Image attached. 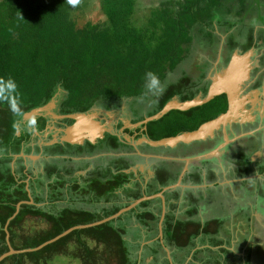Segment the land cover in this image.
<instances>
[{
  "label": "trees",
  "instance_id": "16d2710c",
  "mask_svg": "<svg viewBox=\"0 0 264 264\" xmlns=\"http://www.w3.org/2000/svg\"><path fill=\"white\" fill-rule=\"evenodd\" d=\"M229 1L164 0L153 8L142 28L132 21L136 0H97L104 21H87L81 27L73 14L83 10L88 0L0 1V257L9 250L7 233L13 250L36 249L68 229L99 222L144 196L160 193L180 177L185 163L179 159L213 148L215 140L154 147L144 139L157 142L198 130L227 112L224 94L188 111H170L149 122L144 131V126L126 131L128 136L137 135V148L112 133L94 144L49 145L58 134L49 132L45 134L47 145L41 148L44 158L37 164L41 167L38 174L33 169L26 171L24 159L18 158L40 152L34 132L42 131L46 122L41 116L34 120L25 116L52 101L60 115L86 114L95 107L119 112L124 101L132 124H136L173 100L204 99L212 85L208 72L219 46L218 28L223 27L221 35L228 34L223 68L235 52L244 54L254 47V28L249 29L244 45L229 34L236 22L229 20ZM238 3L241 11L237 16L247 2ZM201 39L213 54H197L192 62L198 72L184 71L170 82L169 75L190 52L192 58L199 52L194 43ZM200 57L205 60L203 67L197 64ZM147 71L157 73L164 85L159 96L145 93ZM58 94L61 97L56 102ZM145 97H149L147 104L141 102ZM64 122L70 126L74 120ZM136 152L178 159L145 160ZM103 153L108 155L74 162ZM238 161L245 168L237 177H249L247 157ZM146 163L149 170L142 172L140 167ZM192 164L183 177L185 185L201 184L203 171H211L206 165L209 162ZM207 180L214 181V175L208 174ZM188 194L184 192L185 198L179 202L182 190L164 192L163 244L158 239L161 200L153 199L108 223L76 230L40 250L9 256L0 264H52L58 257L76 259L80 264H170L165 249L173 264H252L247 238L231 250L232 230L223 228L225 221L217 218L216 222H199L198 199L189 194L187 201ZM30 199L33 204L21 205L16 214V206Z\"/></svg>",
  "mask_w": 264,
  "mask_h": 264
},
{
  "label": "flooded vegetation",
  "instance_id": "af4514ba",
  "mask_svg": "<svg viewBox=\"0 0 264 264\" xmlns=\"http://www.w3.org/2000/svg\"><path fill=\"white\" fill-rule=\"evenodd\" d=\"M241 25H245V24H241ZM234 27L230 30L229 34L232 35L234 34V38L241 44L243 39H246L244 38V31H242L243 30L242 28L236 27L235 32H232ZM256 29L258 28H254V37H253L254 47H255L254 49L256 48L257 49L262 48V49L259 51V54L257 55L254 53L253 56L254 62L250 69L251 70L250 78L242 87L243 91L242 90L241 91L243 92V94L257 91L259 93L258 99H260V103L257 102L247 103L246 108L251 110L248 114L250 115V117L248 116L249 118L243 116L241 118H236L235 120H233L231 124H229L230 126H227L228 130L217 131L214 133L213 136L201 140V141L215 140V145L213 146V148L202 154L208 153L214 149H219L220 144L224 142L225 138L230 141L229 143L226 144L225 147L219 149L218 155L220 156L211 158L209 160L199 161V162H209V164H211V166L209 164L206 165H208L209 169L215 172L214 174L217 176L215 183L219 188L218 189V191L220 192L219 197L223 198L225 202L223 203L224 205L228 204V208H226L227 206L225 207L222 205L223 207L221 208L220 206V209L221 210L223 209V211H225L227 214L224 213L223 211L216 215L209 214L211 211H213V207L214 210H215V206L216 208L218 207V204L215 203L205 204L204 201H200L197 203L198 218L200 219V221H202L205 218L204 221H202V224L209 222L210 220L215 221V218H217L219 219V221H225L223 228L227 229L228 231L232 230L231 233L229 232L232 237V244H231L232 247L230 248L231 250H236V248L238 247L237 243L240 244V241H242L243 238H247V245H251L252 252L255 249V247L257 250L262 249V247H264L259 243V239L261 240L264 239V228L261 225V222H264V173L260 174L261 170L264 171V117L262 118L260 116L261 115L260 110H264V95H263L264 93V28H261L263 29V35L261 36L258 35L257 32H255ZM257 31H259V29ZM217 34L220 38L222 36V39L219 42L215 60L212 62V66L209 69V75H213L214 72L220 71L219 68L223 67L224 57L226 54L225 42H226V38L228 37L227 36L228 34L221 35L219 32H217ZM258 38H261V40H259ZM245 89L247 90V92H244ZM56 97L57 98H55V101L57 102L58 97H61V95L58 94L56 95ZM119 109H120L119 112L117 111L107 112L104 109L97 107L90 110L91 115H94L95 121L98 122L101 126H106L108 128L107 131L102 133V136L100 138L99 137L96 138L95 143H97L99 140L104 139L105 134L112 133L114 134V136L118 137V139L121 142L129 144L131 146L134 144L135 142L134 140L137 135L133 134V136H128L126 134V131L133 132L136 129L130 127V125H134V124H132L131 122L132 115L131 112L128 110V105L126 104V102L123 101ZM50 112L52 114H55L54 116L57 117L63 116L65 118L64 119L54 118V116L48 115L47 111H44L39 114V116L42 117L41 119H44L46 122L45 128L42 131H40L39 133L34 132V139L38 140V146L40 147V152L38 153V155H35L36 158L34 160L30 158H22L24 159L26 171L28 169H33L32 171L34 174H38L41 170L40 169L41 167L37 166V164L44 158L43 157L44 151L43 150L41 151V148L47 145L46 143L48 137L45 136V134L49 132H56L58 133L56 137L57 138L56 142H62L61 136L63 135V130H66L69 127L68 124L65 123L64 121L71 119L66 117L72 116L69 114L60 115V109L58 110L56 104L54 109H51ZM47 118H49L50 120H48ZM89 140L86 139L83 140V143L80 146L85 145V143L89 142ZM56 142L49 145H54L56 144ZM89 143L91 144V142ZM31 146H34V144L32 143ZM136 154L138 155V152H136ZM21 155L24 154L18 155V158ZM107 155L108 154L103 153L101 155H96L93 157H80L73 159L74 162H80L82 160L85 162H90L91 160L104 158ZM243 157H247V159L249 160L248 165L250 168L248 166L246 168H247V173L249 172L250 176L245 178H238L237 176L242 174L245 168L239 166L240 163L238 161L239 158H243ZM215 158L218 160H214ZM48 159L49 158L47 157L45 160ZM144 159L149 160L150 158L144 157ZM192 165L193 164L191 163L188 167L190 168ZM237 166H239V168H237ZM140 170L142 172L148 171L149 170L148 163H146L144 166H141ZM204 173L205 171H203L202 176ZM190 188L191 186L188 185H186L185 188L182 183L179 187L175 188L182 190V197L180 198L179 202L183 201V199L185 198L184 192L187 191L188 194ZM175 189H171V190H175ZM249 193L251 194L250 195L251 197L249 196ZM186 196L188 201L189 194ZM211 196L212 195L209 194V197ZM205 206L208 207L205 209ZM222 214L224 215V217L221 216ZM259 215L261 216V222H259L258 220ZM239 226H241L243 232L241 231L240 228H238Z\"/></svg>",
  "mask_w": 264,
  "mask_h": 264
},
{
  "label": "water",
  "instance_id": "95a60500",
  "mask_svg": "<svg viewBox=\"0 0 264 264\" xmlns=\"http://www.w3.org/2000/svg\"><path fill=\"white\" fill-rule=\"evenodd\" d=\"M251 55H252V49H250L249 51H247L246 53H244L242 55L235 52L232 55L228 65L226 67H224L221 71L217 72L215 75L211 76L212 85L208 91L207 96L204 99L196 98L192 101L184 102V103H180L177 100H173V101L169 102L168 104H166L165 107L156 115L149 117V118H146L142 122L136 123L134 125H130V127L139 128L141 126H144L143 130H146V125L149 122L161 119L164 115H166L170 111H173V110L182 111V112L188 111L194 107L202 106V105L210 102L211 100H213L215 97L224 94L227 97L228 109H227V112L225 114L219 116L217 119L203 124L202 126L199 127L198 130L191 132V133H185V134H182V135L177 136V137H173V138H169V139H165V140H161V141H157V142H151V141H147L144 139V142H146L149 145L154 146V147H158V146L175 147L181 143L182 144H190V143H193L196 141H201V140H204L205 138L213 136L218 128H220L224 125L231 124L234 120L233 118L236 116V113H237L235 110L236 109L235 100L237 97L236 93H237V91L239 92L240 89H242V85L249 79V70L248 71L245 70L244 64L249 63L248 60L251 57ZM250 69H251V67H250ZM55 104L56 103L52 101L49 104V106H47L45 108L33 110L32 112H30L29 114H27L25 116V119L34 120L36 116H39V114L44 112V111H47L48 115L54 116L55 114H52L50 112V110L54 109ZM243 113H245V112H243ZM238 114H239V112H238ZM245 114H247V113H245ZM54 118L64 119L65 117L54 116ZM66 118L74 119V123L71 126H69L66 130H63V135L61 136V141L68 143L70 145H81L83 143V140H85V139L86 140L90 139L89 142H91V144H94L96 138H98V137L100 138L102 136V133L108 130V128L106 126H101L98 122H96L94 119V115H91L90 112L86 113V114H76V115H72V116H69ZM52 142L53 143L56 142V139L54 138ZM229 142L230 141L225 138L224 142L220 144L219 149H221L222 147H225L226 144ZM138 143L139 142H137V143L134 142L132 147L137 148L136 146ZM219 149H214L208 153L201 154L198 156H193V157H189V158H185V159H179V160L184 161L185 166H184V169H183V171L179 177V180L176 184L164 188L158 194H155L152 196H144L143 198L138 199L135 202H133L130 206L120 210L117 214H115L111 217L105 218L99 222H95L93 224L84 225V226H76V227H73L71 229H68L64 233L57 236L56 238L46 242L45 244L41 245L40 247H38L36 249L24 250V251L13 250L9 245V240H8L9 236L7 233L6 238H7V244L9 246V250L7 253L3 254L0 257V263L2 261H4L7 257L12 256V255H17V254H22V253H26V252H33V251L40 250L42 247H44L48 244L54 243V242L58 241L59 239L69 235L70 233H72L76 230L88 229V228H92V227H96V226H100L102 224L108 223L112 220L117 219L121 215L129 212L130 210L136 208L142 202L150 201L153 199H160L162 202V212H161V217H160V221L158 224V239L163 244L162 228H163V221H164L165 213H166V203H165V198L163 195L164 192L171 190V189H175L176 187H179L181 185L182 177L187 172L188 166L191 163L209 160L211 158L217 157L216 155L218 154ZM138 155L145 157V158L168 159V160L176 159V158H169V157H162V156L143 155L139 152H138ZM20 157L30 158L32 160H34L36 158L35 156L26 157L24 155H21ZM23 204L31 205V204H33V201L30 199L28 202H20L16 206V214L18 213L21 205H23ZM165 252L167 254V259H168L169 263L173 264L169 250L165 249Z\"/></svg>",
  "mask_w": 264,
  "mask_h": 264
},
{
  "label": "rangeland",
  "instance_id": "374dc122",
  "mask_svg": "<svg viewBox=\"0 0 264 264\" xmlns=\"http://www.w3.org/2000/svg\"><path fill=\"white\" fill-rule=\"evenodd\" d=\"M163 1L164 0H136V11H135V14L133 15V18H132L133 24L138 28H142L144 25H146L148 18L150 16V13L153 10V8L158 7L160 5V3H162ZM246 2H247L246 8H245L244 12H242L238 16L236 14H238V12L241 11L238 0H230L228 3V5L232 6V8H231L232 12L229 16V20L236 21L234 24L235 27L232 30V32H235L236 27L242 28L243 29L242 31H244V38H246V39H243L241 44L246 43V40H247L246 36H248L250 28H258L260 31H263V29H261V28H264V0L258 1L257 4H255L253 0H246ZM73 18L75 19L78 27H81L87 21H91L92 23H98L100 21H104V17L100 11V7H99L97 0H88V3L85 6V8L81 11L75 12L73 14ZM226 18H227V16L225 18H223V20H227ZM241 24H245V25H241ZM258 29H256V31H255V32H257V34H258V31H257ZM217 31L220 32L221 34L224 33L223 27H221V28L219 27ZM199 37H201V36H199ZM232 37H234V34ZM218 38H219V42H220V40L222 39V36H221V38L217 37V40H218ZM202 40H204V39H201L199 41V43L198 42L194 43V47L195 48L198 47L197 49H199V52L198 51L196 52L195 57L192 58L193 53L190 52L189 56L177 68L175 73H173V75H169L168 78H169L170 82L177 81L182 76V73L184 71H186L188 73H197L198 72V67L196 66L194 68L195 65L192 62L193 60L196 59L197 54L202 56L204 51L209 52L208 53L209 56L211 54H213L214 51L210 50L209 44L207 42H205V44L202 45L203 44V43H201ZM215 44H216V42H215ZM214 47H216V45ZM261 49L262 48L254 49V52L252 51V55L248 60L249 63L244 64L245 70H247V71L249 70V78H250V73H251L250 67L253 65V62H254V60H253L254 53L256 55L259 54V51ZM204 63H205V60H203V57H202V58H200V60L198 61L197 64H198V66L203 67ZM219 69L221 71L223 69V67H221ZM244 84L242 85V87L244 86ZM241 90L243 91V89H241ZM244 92H247V90L245 89ZM251 94L254 95V97H253L254 99L250 100L248 103H253V102L260 103V99H258L259 93L257 91H254V92L249 93V94L244 93L243 96L241 97V102H243L244 97L246 99H248ZM263 95H264V93H263ZM145 98L146 99L141 100V102H143V104L148 103L149 97H145ZM146 109L144 111H146ZM243 109L245 110L244 112L247 114L251 111L250 109H246V108H243ZM260 111H261V116L263 118L264 117V110H260ZM244 114L242 113V111L239 112V115L245 116ZM218 154L216 155L217 157L219 156ZM250 195L251 194L249 193V196ZM218 200H220V202H218L219 205L217 208L215 206V209H217V211L220 212L221 211L220 204L224 200H223V198H220ZM228 200H230V199H228ZM205 204H207V202H205ZM215 204H217V203H215ZM221 216L224 217L223 214ZM258 220H259V222H261V216L260 215L258 216ZM262 223L264 224V222H261V225L264 228V225ZM239 224H241V223H239ZM238 228H240L241 231L243 232V229L241 228V226H239ZM259 243H260V245L264 246V239H262V240L259 239ZM252 262H253L252 264H264V247H262V249H259V250H257L255 247V249L253 250ZM52 264H80V262L76 259H70L67 257H60V258L58 257L57 259H55L53 261Z\"/></svg>",
  "mask_w": 264,
  "mask_h": 264
},
{
  "label": "crops",
  "instance_id": "0c3cea01",
  "mask_svg": "<svg viewBox=\"0 0 264 264\" xmlns=\"http://www.w3.org/2000/svg\"><path fill=\"white\" fill-rule=\"evenodd\" d=\"M259 45V44H258ZM254 48L255 47H253L252 48V51L254 52ZM242 55V54H241ZM217 72H219V71H216V72H214L213 73V75H215ZM248 81V80H247ZM246 81V82H247ZM245 85V84H244ZM249 94V93H248ZM236 95H237V97H236V100H235V105H236V116L233 118L234 120L236 119V118H241L243 115H239L238 114V112H240V111H242V113L245 111L243 108H246V104L250 101V100H252L253 99V97H254V95H250V97L248 98V99H246L245 97L243 98V102H241V97L243 96V92L241 91V89H240V91L238 92L237 91V93H236ZM248 96V95H247ZM256 97V96H255ZM247 109V108H246ZM244 114V113H243ZM249 114V113H248ZM248 114H244L245 116H243V117H246V118H249L250 117V115H248ZM249 116V117H248ZM261 116V115H260ZM262 117V116H261ZM262 119V118H261ZM227 126H230L229 124L228 125H224V126H222V127H220V128H218L217 129V131H220V130H228V127ZM216 131V132H217ZM224 154V153H223ZM220 156V155H219ZM214 160H218V159H214ZM188 170H189V167H188ZM187 170V171H188ZM215 172H213V171H210V173H208L209 175H214V177H215V180L214 181H211V182H209L208 180H207V172H205L204 174H203V181H202V183L201 184H199V185H191V184H187L188 186H191V188H190V190L189 191H191V193H189V194H192L194 197H196V199H198V202H200V201H204V202H207V204H209V203H217L218 205H219V203L218 202H220V200H218L219 198H221V197H219V194H220V192L218 191V186L216 185V183H215V181H216V179H217V176L214 174ZM184 177V176H183ZM183 180V179H182ZM182 180H181V183H182ZM183 184V183H182ZM184 185V187L186 188V185L185 184H183ZM194 186H196V187H194ZM198 186H200V187H198ZM194 187V188H193ZM195 189H198V190H195ZM209 194H211L212 196L211 197H209ZM218 197V198H217ZM165 198V197H164ZM232 199V198H231ZM223 203H225L224 201H222L221 202V204H220V206H221V208L223 207V206H227L226 208H228V204H223ZM223 205V206H222ZM208 206H205V209L207 208ZM223 211V209L219 212V211H217V209H215L214 210V207H213V211H211L209 214H212V215H216V214H219V213H221ZM161 212H162V202H161ZM224 213H226L225 211H223ZM166 214V213H165ZM227 214V213H226ZM209 216V215H208ZM207 216V217H208ZM161 217V216H160ZM196 217H197V219L199 220V222H201L202 223V221H204V219L202 220V221H200V219L198 218V208H197V215H196ZM206 217V216H205Z\"/></svg>",
  "mask_w": 264,
  "mask_h": 264
},
{
  "label": "clouds",
  "instance_id": "9594fccd",
  "mask_svg": "<svg viewBox=\"0 0 264 264\" xmlns=\"http://www.w3.org/2000/svg\"><path fill=\"white\" fill-rule=\"evenodd\" d=\"M144 81V89L146 94H150L152 96H159L162 94L164 85L157 73L147 71L144 74Z\"/></svg>",
  "mask_w": 264,
  "mask_h": 264
}]
</instances>
